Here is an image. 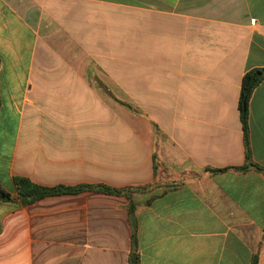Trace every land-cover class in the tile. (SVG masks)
Here are the masks:
<instances>
[{
  "label": "crops",
  "instance_id": "crops-1",
  "mask_svg": "<svg viewBox=\"0 0 264 264\" xmlns=\"http://www.w3.org/2000/svg\"><path fill=\"white\" fill-rule=\"evenodd\" d=\"M256 69L264 0H0L6 189L154 184L132 219L96 191L0 205V264H129L133 225L140 264H264V175L208 171L245 165ZM248 138L264 168V80Z\"/></svg>",
  "mask_w": 264,
  "mask_h": 264
},
{
  "label": "trees",
  "instance_id": "trees-1",
  "mask_svg": "<svg viewBox=\"0 0 264 264\" xmlns=\"http://www.w3.org/2000/svg\"><path fill=\"white\" fill-rule=\"evenodd\" d=\"M263 80H264V70L262 69L251 70L247 72L242 79L238 109H239L240 119L244 132V142L246 148L245 165L240 168H226V169L208 170V171H211L213 173L224 172L228 170L245 172L249 169H255L264 175V168L255 164L252 160L249 138H248L249 103L253 91L257 86L261 84ZM121 104L127 106L128 108H131V106L126 105L122 102ZM13 182H14V192L8 191L0 184V205L13 202L16 200H18L23 205H28L30 203L44 199L49 196L74 194L83 191H96V192L112 194V195H123L127 197V199L129 200L128 210L131 219L133 218V215L137 207L136 203L133 201L132 194L148 191L149 189H151V187L154 186V184H149L146 186H136V187H127V188H113L106 185H98V186L82 185L77 187H65V186L45 187L38 185L33 181H31L29 178L23 176H15ZM133 228L134 231L132 235V251L129 256V264H140V255L138 253V242H137V227L133 225ZM252 264H258V258L256 255L252 260Z\"/></svg>",
  "mask_w": 264,
  "mask_h": 264
},
{
  "label": "rangeland",
  "instance_id": "rangeland-1",
  "mask_svg": "<svg viewBox=\"0 0 264 264\" xmlns=\"http://www.w3.org/2000/svg\"><path fill=\"white\" fill-rule=\"evenodd\" d=\"M116 99V98H115ZM114 103V102H113ZM112 105V103H111ZM16 123V121H14ZM13 125L11 127V131H10V135L7 138L8 142L3 145L2 148V158L0 159V177H2L3 179H1L2 183H0L5 189H6V183H7V178H5V176L7 175V170H8V166L7 163L9 162V158L11 157L12 151H13V145H14V139H15V134H16V126Z\"/></svg>",
  "mask_w": 264,
  "mask_h": 264
}]
</instances>
